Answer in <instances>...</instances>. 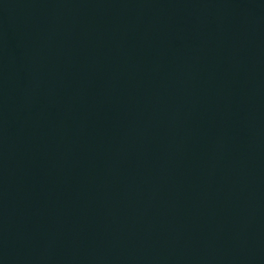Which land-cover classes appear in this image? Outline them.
<instances>
[{
	"label": "water",
	"instance_id": "95a60500",
	"mask_svg": "<svg viewBox=\"0 0 264 264\" xmlns=\"http://www.w3.org/2000/svg\"><path fill=\"white\" fill-rule=\"evenodd\" d=\"M0 264H264V0H0Z\"/></svg>",
	"mask_w": 264,
	"mask_h": 264
}]
</instances>
